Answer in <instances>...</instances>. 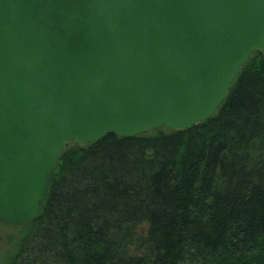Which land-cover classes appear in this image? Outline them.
Wrapping results in <instances>:
<instances>
[{"label":"water","instance_id":"water-1","mask_svg":"<svg viewBox=\"0 0 264 264\" xmlns=\"http://www.w3.org/2000/svg\"><path fill=\"white\" fill-rule=\"evenodd\" d=\"M264 0H0V224L37 220L73 142L212 117Z\"/></svg>","mask_w":264,"mask_h":264},{"label":"trees","instance_id":"trees-1","mask_svg":"<svg viewBox=\"0 0 264 264\" xmlns=\"http://www.w3.org/2000/svg\"><path fill=\"white\" fill-rule=\"evenodd\" d=\"M8 227L0 264H264V55L201 123L69 143L41 216Z\"/></svg>","mask_w":264,"mask_h":264},{"label":"rangeland","instance_id":"rangeland-1","mask_svg":"<svg viewBox=\"0 0 264 264\" xmlns=\"http://www.w3.org/2000/svg\"><path fill=\"white\" fill-rule=\"evenodd\" d=\"M4 224H0V236L2 238H4L6 235H11V234H14L16 231L11 229L10 225H4ZM2 244L4 243V241L1 242Z\"/></svg>","mask_w":264,"mask_h":264}]
</instances>
